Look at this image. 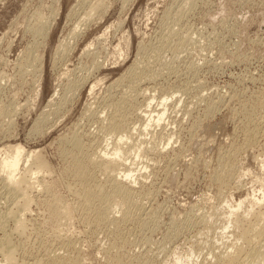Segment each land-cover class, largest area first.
<instances>
[{
  "label": "rangeland",
  "instance_id": "rangeland-1",
  "mask_svg": "<svg viewBox=\"0 0 264 264\" xmlns=\"http://www.w3.org/2000/svg\"><path fill=\"white\" fill-rule=\"evenodd\" d=\"M113 1L75 53L56 59L79 1L0 0V239L18 264L256 263L248 256L264 248V0H135L122 13ZM56 13L48 39L35 38L36 15ZM91 42L104 67L56 113ZM138 61L160 75L124 99ZM114 103L124 158L102 171L85 156L112 153L118 138L103 123ZM18 147L15 196L1 167ZM125 169L135 176L130 201L110 189ZM21 199L29 211L19 233Z\"/></svg>",
  "mask_w": 264,
  "mask_h": 264
},
{
  "label": "bare ground",
  "instance_id": "bare-ground-1",
  "mask_svg": "<svg viewBox=\"0 0 264 264\" xmlns=\"http://www.w3.org/2000/svg\"><path fill=\"white\" fill-rule=\"evenodd\" d=\"M78 1L79 2L76 5H74V7L69 12V21L75 19V23H73L72 29L69 31V33H67V35L65 36V38L62 39L61 41H59L58 45L56 46L55 53H54V58L57 57L56 59H58V58L60 59L63 56H67V55H71L72 53H75V51L77 49V44H78L79 39L87 32V30L89 29V27L92 24L93 20L99 14H105V13L107 14V12L112 8V0H78ZM115 1L121 2L122 5H121V9L120 10H121V13H122V12H124L126 10L128 4L131 3L132 1H135V0H114L113 2L115 3ZM189 1L191 2L192 0H183L184 6H185V4L189 3ZM113 5H115V4H113ZM41 16H40V14H37L36 15L37 20H35V21H37L38 23L35 22L36 23L35 24L36 27H33L34 30L32 32H33V35L35 36V38H41L43 41H46L48 39V37H49V33H50L53 25L55 24V21L57 19V13H56L55 16H52L51 17V19H52L51 21L48 20L49 22L46 21L47 20V17H46V20H43V21H46V22H39L40 20L43 19V17H41ZM34 18H35V16H34ZM104 35L105 34H102L101 36H99L96 39V41H99L101 38H103ZM35 49H29V50L33 51ZM34 53H35V51H34ZM139 53L137 54V57L139 56ZM95 55H97V53L95 51V47H94V45H93L92 42L86 44L83 47V49L80 51V53L78 54V56H79L78 59H79V61H82V62H79V65L77 67H75L73 70L70 71L72 78L71 79H68V86H67L66 90L64 91V98L62 99V103H60V105H59L60 107H58L56 109V113H58V111H60V110H63L64 111L67 108V106L70 105L73 102L76 93L80 92V90L82 88H84V86H86L87 82L90 80L91 75L95 71V69H98L99 70V69H101V68L104 67L103 66L104 65L103 62L96 63V61L94 59H92V56H95ZM148 57H150V56H148ZM140 58H138V60ZM150 58H152V57H150ZM150 58H147V59L150 60ZM136 60H137V58H136ZM139 61L138 62H135L128 69L127 74H130L129 75V77H130L129 79L132 80V81H130L131 83L129 85L128 90L126 89L127 91L125 92V95H122L123 98L125 96H128L129 95L128 92H131L130 93L131 96H132L133 93H136L135 92L136 90H133V89L136 88V87L134 88L135 83H139L140 82L139 84H141L143 82H147V83L153 82V81L156 80L157 76L160 75L159 73L157 74V72L155 73L152 70H150V68L148 69V67L150 65L149 66L146 65L147 67L144 66L145 67L144 68L142 66V63H140ZM141 62H143V60ZM123 78L124 77L120 78L118 82H120L121 80H123ZM116 85H117V82L115 84H113V85H110V87H113V86H116ZM122 94H124V92ZM143 94H145V93H143ZM134 95L136 96V94H134ZM121 105H122V103L121 104H115L114 103L113 105H111L110 107H112L114 109V111L112 110V108L109 111L112 110L111 112L114 113V114H111L112 117H111V119L109 118L110 120H108V122L103 123V124H105V125H103V132L107 135V137L108 136H110V137H116L117 136V138H118L116 144H112L111 143V146H112V149H113L112 153H110L109 149H107V150L105 149V150H103L105 152H102V154H100V155H97L98 154L97 153L96 154L97 156H95V157H92V156L89 157L90 155L89 156H87V155L85 156L84 155L85 157H88L87 158L88 162H89V160L90 161L91 160L94 161V159H96V160H97V158L100 159V162L101 163L98 160H97V162L100 163V164H98L100 168L103 167L101 169L102 171H106V169H108L107 165H110V168L114 167L116 164H118V161H121L124 158L123 157V154H122L123 153V151H122L123 146H121V144H122L121 141H122V139L124 140V138L126 137V133L123 130L125 127L122 129V123H123L124 119L122 117L123 115L120 114V113H122L121 112V110H122V106ZM160 105H163V104L161 103ZM158 106H159V104H158ZM159 107L161 108V106H159ZM157 114H159V113H156V117H157L156 118V122L157 121H161V117L164 115L162 111H161V114L162 115L159 114L161 116H157ZM152 118L154 119V116ZM105 120L106 119H104L103 122ZM123 126H125L124 123H123ZM120 130H121V132L119 133ZM73 138H74V136H73ZM71 140H72V138H71ZM78 140H77V138L76 139L74 138V140H72V142H71L72 143V147H74L77 151H81L82 148H84V147L81 146L82 144ZM105 148H107V147H105ZM130 149H131V147H130ZM23 153H24V151L21 148H19V147L18 148H14L13 149V152L10 155V160L8 161L6 159L8 162H6V160H5V163L3 162V166L1 167L2 169H4V171L7 174V175L5 174L6 175V178L5 179H6V183H7L6 185L12 186V188L11 187H9V188H10V191H12V194H14V195L19 192L18 191L19 189H18V186L16 187L17 182L15 183V181L13 179L14 178L13 173H14L15 168H17V166H19L18 163H19V161H21V156L23 155ZM136 153L137 154H136L135 158L139 157V154L141 152L139 151V152H136ZM6 155L8 156V154H6ZM77 155H80V153L79 154L77 153ZM91 155L94 156L95 154H91ZM110 155L114 156V158H109L108 156H110ZM80 157L83 158V156H80ZM79 159H81V158H79ZM79 159H77V161ZM32 161H33V166H34V164L39 163V161H37L35 159L34 160L32 159ZM79 162H80V160L78 161V164H79ZM93 164H94V162H93ZM4 165H6V166H4ZM98 165L96 163V166H98ZM83 167L81 168V167L78 166L77 167L78 169H76V168L75 169L80 174H83L82 173L83 172V169H84ZM128 170L126 171V169H125L124 171H122L123 174H124L122 176H121V173L114 175L113 180H112L113 183L110 185V189L112 191L117 192L118 194H121L122 197L126 201H130L131 200L130 188H131L132 184L135 183V180H134L135 176H133V174H132L133 172L132 171L130 172ZM125 172H129V173H125ZM19 195H20V193H19ZM100 196L102 197V199L105 200V202H108L109 201V199L106 198L105 196H103V195H100ZM82 197H83L85 203L88 202V201H90V198H91L90 191H85L82 194ZM28 203L29 202L27 201V199L24 200L23 203H21L22 206H20L21 207L20 208V210H21L20 212L21 213L19 212L20 214L18 213L17 216H15V215L13 216L15 229L19 233H21L24 230V228H23V225H24L23 224V222H24L23 217L24 216L23 215L27 211H29L28 210L29 209L28 208L29 207V204ZM262 226H264V225H261L259 227L261 228ZM248 234H249L248 231H243L242 237L245 239L248 236ZM246 239H248V238H246ZM14 255H15V247L11 244V241L9 240V238L5 236L4 238L0 239V258H1L0 264H18L14 260ZM248 258L250 260L255 261L257 264H264V248H258V249L252 250L250 252ZM247 261H249V260H247ZM60 262L61 263H59V264H62V261H60ZM66 263H68V262H66ZM256 263L253 262V264H256ZM22 264H26V263H22ZM31 264H40V263H38V261H37V263H31ZM230 264H236V263H230Z\"/></svg>",
  "mask_w": 264,
  "mask_h": 264
}]
</instances>
